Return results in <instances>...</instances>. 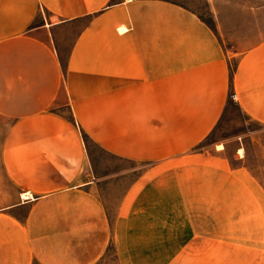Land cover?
I'll return each instance as SVG.
<instances>
[{
  "label": "crops",
  "instance_id": "crops-1",
  "mask_svg": "<svg viewBox=\"0 0 264 264\" xmlns=\"http://www.w3.org/2000/svg\"><path fill=\"white\" fill-rule=\"evenodd\" d=\"M137 2L0 0V116L35 129L9 164L18 187H0V264H99L111 230L84 187L85 139L127 159L178 155L229 99L264 124V25H137Z\"/></svg>",
  "mask_w": 264,
  "mask_h": 264
},
{
  "label": "rangeland",
  "instance_id": "rangeland-1",
  "mask_svg": "<svg viewBox=\"0 0 264 264\" xmlns=\"http://www.w3.org/2000/svg\"><path fill=\"white\" fill-rule=\"evenodd\" d=\"M136 5L130 18L137 25H249L251 30L264 25V0H138ZM65 38L64 31L61 59L69 53ZM127 50L134 49L123 48V54ZM56 114L70 118L64 108ZM34 134L33 126L0 116V187H18L9 164L16 165L19 149L27 146L18 138ZM74 134L84 136L77 128ZM85 143L91 165L84 187H98L111 230L99 264H264V124L234 101L227 100L199 143L178 155L127 159L92 140ZM3 194L12 193L0 190V204Z\"/></svg>",
  "mask_w": 264,
  "mask_h": 264
},
{
  "label": "built area",
  "instance_id": "built-area-1",
  "mask_svg": "<svg viewBox=\"0 0 264 264\" xmlns=\"http://www.w3.org/2000/svg\"><path fill=\"white\" fill-rule=\"evenodd\" d=\"M232 96L234 97L235 95L233 94Z\"/></svg>",
  "mask_w": 264,
  "mask_h": 264
}]
</instances>
